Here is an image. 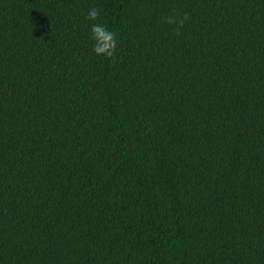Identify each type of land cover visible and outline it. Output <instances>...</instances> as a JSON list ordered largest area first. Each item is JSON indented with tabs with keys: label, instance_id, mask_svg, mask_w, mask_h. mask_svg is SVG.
I'll return each mask as SVG.
<instances>
[{
	"label": "trees",
	"instance_id": "1",
	"mask_svg": "<svg viewBox=\"0 0 264 264\" xmlns=\"http://www.w3.org/2000/svg\"><path fill=\"white\" fill-rule=\"evenodd\" d=\"M0 264H264V0H0Z\"/></svg>",
	"mask_w": 264,
	"mask_h": 264
},
{
	"label": "clouds",
	"instance_id": "2",
	"mask_svg": "<svg viewBox=\"0 0 264 264\" xmlns=\"http://www.w3.org/2000/svg\"><path fill=\"white\" fill-rule=\"evenodd\" d=\"M100 15V11L97 7L91 8L87 15L86 20H97ZM189 18L187 12L183 13L182 16H169L167 23L177 25V34L179 29L183 27L185 21ZM91 39L93 41L92 50L98 56H103L112 60L116 59L117 40L116 33L110 31L103 24H93L90 28Z\"/></svg>",
	"mask_w": 264,
	"mask_h": 264
}]
</instances>
